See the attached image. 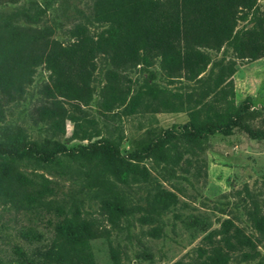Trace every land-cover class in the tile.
Masks as SVG:
<instances>
[{
    "label": "trees",
    "instance_id": "1",
    "mask_svg": "<svg viewBox=\"0 0 264 264\" xmlns=\"http://www.w3.org/2000/svg\"><path fill=\"white\" fill-rule=\"evenodd\" d=\"M22 0H0V6L16 5ZM9 13L0 12V109L19 100L33 82L35 70L43 67L48 80L40 89L47 100L37 108L40 121L53 132H64L65 121L73 126L72 139L90 138L83 124L70 115L63 101L72 107L87 106L93 98L90 85L100 55L108 58L112 70L105 72V84L99 92L104 112L121 107L129 99V114L187 112L188 120L164 130L148 141L142 152L126 156L119 152L122 136L101 138L89 146L54 149L29 142L22 148L0 145V203L16 210L52 215L48 219L53 236L48 248L29 264H97L90 242L108 238L103 221L118 227L125 207L112 188L151 182L150 173L138 162L148 156L156 165L179 166L202 151L209 136H229L242 128L252 139L264 140V131L253 130L245 122L251 108L246 98L235 103L231 77L237 61L254 62L264 58V11L258 0H96L94 20L102 28L91 33L83 25L70 30L72 41L62 44L52 38L54 29L33 27L46 13L35 2H27ZM244 24L238 29V25ZM224 46L232 59L222 63L211 82L182 94L168 88L146 86L131 95L132 87L120 75L129 68L151 66L156 61L165 80L200 82L211 64V52ZM128 81V80H127ZM130 83V81H128ZM85 123H91L85 120ZM42 161L59 170L74 164L77 171L108 195L99 198V218L79 210H67L50 198L48 180H30L20 173L23 162ZM196 164L199 160H193ZM187 170V167H186ZM188 171V170H187ZM200 168H196V174ZM154 200L174 202L175 196L157 190ZM252 228L264 238V204H252L249 213ZM110 264H121L120 253L109 248ZM233 256L242 262L259 257L256 242L232 221L225 220L218 230L202 238L197 256L191 262L175 264H230Z\"/></svg>",
    "mask_w": 264,
    "mask_h": 264
},
{
    "label": "rangeland",
    "instance_id": "2",
    "mask_svg": "<svg viewBox=\"0 0 264 264\" xmlns=\"http://www.w3.org/2000/svg\"><path fill=\"white\" fill-rule=\"evenodd\" d=\"M29 1L46 9L44 17L33 27L53 28L52 38L62 44L72 41L69 32L76 25L85 26L91 33L102 28L94 20L96 0H22L16 5L0 6V12L9 13ZM258 5L264 11V0H258ZM243 25L240 23L238 29ZM210 54L212 62L198 83L183 79L168 83L157 61L151 66L129 68L120 75L131 85V95L146 86L186 94L210 83L219 66L232 59L228 46L219 53ZM107 70H112L108 58L98 56L90 82L94 95L87 106L72 107L63 101L69 114L83 124L89 139H72L74 126L70 121H65L64 132L55 133L48 123L39 120L37 108L47 103L40 89L48 80V72L38 67L23 96L0 109V145L19 149L29 142H36L52 150L57 145L65 148L80 144L89 146L101 138L116 139L121 135L119 152L126 156L134 151L142 152L156 135L188 120L187 112L129 114V99L123 106L104 112L99 92L105 84ZM231 79L235 103L246 98L251 100L245 122L253 130L264 131V58L254 62L237 61ZM85 120L91 123L86 124ZM187 157L191 159L190 166L182 161L173 169L154 164L148 156L143 157L138 165L148 170L151 182L131 186L116 184L112 188L126 213L118 227L113 228L103 221L109 231L108 238L90 242L97 264L111 263L110 247L120 253L121 264L191 262L197 256L202 238L208 232L218 230L225 220L232 221L253 238L259 251L255 260L242 262L238 256H233L230 264H264V238L252 228L248 216L253 202L260 206L264 204V140L252 139L242 128H236L229 136H209L198 156ZM196 158L198 164L193 161ZM69 165L70 168L61 171L54 165L31 160L23 162L20 173L36 181H41L38 176H43L48 180L50 198L62 203L67 210L77 209L84 215L102 220L99 198L109 193L99 192L74 164ZM198 167L200 173L196 174ZM157 190L172 193L174 202L155 201L153 196ZM51 217L44 212L36 216L0 203V264H29L40 258V252L48 248L53 236L48 224Z\"/></svg>",
    "mask_w": 264,
    "mask_h": 264
}]
</instances>
